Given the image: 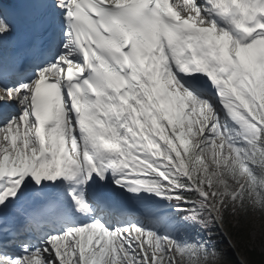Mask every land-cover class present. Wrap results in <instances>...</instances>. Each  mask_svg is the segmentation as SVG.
Returning <instances> with one entry per match:
<instances>
[{
	"label": "snow or ice",
	"instance_id": "obj_1",
	"mask_svg": "<svg viewBox=\"0 0 264 264\" xmlns=\"http://www.w3.org/2000/svg\"><path fill=\"white\" fill-rule=\"evenodd\" d=\"M258 214L264 0H0V264H219Z\"/></svg>",
	"mask_w": 264,
	"mask_h": 264
},
{
	"label": "rangeland",
	"instance_id": "obj_2",
	"mask_svg": "<svg viewBox=\"0 0 264 264\" xmlns=\"http://www.w3.org/2000/svg\"><path fill=\"white\" fill-rule=\"evenodd\" d=\"M251 249L264 254V214L251 218L240 216L231 219L230 227L225 229L222 246L225 260L219 264H241L238 262L236 253L240 259H245L247 264H253L249 254Z\"/></svg>",
	"mask_w": 264,
	"mask_h": 264
},
{
	"label": "trees",
	"instance_id": "obj_3",
	"mask_svg": "<svg viewBox=\"0 0 264 264\" xmlns=\"http://www.w3.org/2000/svg\"><path fill=\"white\" fill-rule=\"evenodd\" d=\"M249 254H250V259L253 262V264H255L256 261H259V259L261 257H264L263 253H261V252H259L257 250H254V249H251L249 251ZM231 257H232V259H234V256L231 255Z\"/></svg>",
	"mask_w": 264,
	"mask_h": 264
},
{
	"label": "bare ground",
	"instance_id": "obj_4",
	"mask_svg": "<svg viewBox=\"0 0 264 264\" xmlns=\"http://www.w3.org/2000/svg\"><path fill=\"white\" fill-rule=\"evenodd\" d=\"M240 257V256H239ZM241 261L244 263V264H247L246 260L245 259H241Z\"/></svg>",
	"mask_w": 264,
	"mask_h": 264
}]
</instances>
